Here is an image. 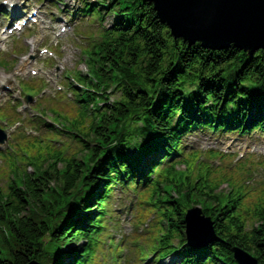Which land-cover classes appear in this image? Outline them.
I'll return each mask as SVG.
<instances>
[{
  "label": "trees",
  "instance_id": "obj_1",
  "mask_svg": "<svg viewBox=\"0 0 264 264\" xmlns=\"http://www.w3.org/2000/svg\"><path fill=\"white\" fill-rule=\"evenodd\" d=\"M86 9L83 16L110 22L82 51L87 74L75 72L74 79L82 89L71 87L80 119L64 131L78 152L52 154L47 168L35 165L30 175L15 169L12 182L0 188V264H56L77 244L88 245L79 264H92L112 195L96 199L93 190L101 182L112 188L121 174L119 182L147 197L156 214L146 244L153 255L188 249L180 264H237L238 248L264 264V196L247 202L250 189L223 180L199 154L186 157L182 143L203 130L246 135L256 125L264 128V54L175 42L143 0H107ZM165 138L168 154L157 163L151 157ZM121 148L131 155L116 168ZM224 184L231 192H220ZM193 206L212 218L218 237L200 250L188 247L184 236L183 216ZM74 212L79 219L65 228Z\"/></svg>",
  "mask_w": 264,
  "mask_h": 264
},
{
  "label": "rangeland",
  "instance_id": "obj_2",
  "mask_svg": "<svg viewBox=\"0 0 264 264\" xmlns=\"http://www.w3.org/2000/svg\"><path fill=\"white\" fill-rule=\"evenodd\" d=\"M37 4H39V10L35 13L36 24L30 23L24 31L19 33H5L3 26L6 19L0 14V77L14 78L23 96L26 94L33 97L31 109L25 107L17 115L11 105L20 103L19 97L12 98L15 104L12 101L8 102L9 110L0 106V124L9 120L6 117L7 111L11 123L22 122L19 136L16 137L17 143L13 145L15 152L0 149L4 159L0 158L1 188H6L13 180L14 164L19 172L32 173L35 170V165L47 168L51 162L52 154L65 152L71 157L74 152H78L76 143L72 141L64 128L69 126L73 120L80 119V105L73 100V96L66 86L68 83L73 84L74 77L72 75L75 72L87 73L81 55L82 49L86 46L82 39L77 42L75 38H64L65 34L63 33L56 35L55 25L59 22V18L53 13L44 12V4L32 0L31 3L17 7L31 12ZM48 16L56 18L46 23ZM37 17L40 19L38 20ZM84 27L86 25H80L77 32L79 33ZM90 42L88 40V44ZM5 47L14 48L20 54L6 57L2 55ZM44 47H49L51 50L46 52ZM33 52L35 54H32ZM32 79L35 80L34 84L29 83ZM9 82L11 83L12 80L10 79ZM27 87L33 89V94L26 92ZM4 91L10 95L9 90L5 89ZM37 112L40 115H36ZM87 123L89 124L90 120H87ZM27 128L32 131L26 132ZM4 130L7 131V129ZM254 139H259L262 143L254 145L251 143ZM218 140L222 141H217L214 136L210 137V135L206 137L193 136L185 139L184 143L187 146V151H200L202 160L211 161L215 165L216 171L227 174L237 182L247 181L249 174L259 181H264V162L261 163V159L264 158V138L257 134L253 137H238L237 140L231 136L220 137ZM217 150L225 152L224 161L213 160L212 155L209 154L210 151ZM252 150H254L253 153ZM25 154L29 157H26ZM242 157L244 159L239 161V158ZM221 165L223 166L220 167ZM254 188L252 196L247 199L251 203L264 196H258L262 187ZM221 192L229 193L230 188L224 185ZM130 204L133 206L128 203L126 213L124 208H121L119 220L115 222L121 225L119 221L123 220L124 225H121L123 229L125 218L134 217V230L129 235V239L134 245L137 242L146 245L145 241L152 236L153 228L151 226H154L153 222L147 228L146 221L152 218V213L140 209L139 203L135 206V200ZM130 210L132 212L129 213ZM137 217H141L140 220L143 219L146 223L144 227H139V230L136 226ZM120 247L125 252L130 250V246L125 243H121Z\"/></svg>",
  "mask_w": 264,
  "mask_h": 264
},
{
  "label": "clouds",
  "instance_id": "obj_3",
  "mask_svg": "<svg viewBox=\"0 0 264 264\" xmlns=\"http://www.w3.org/2000/svg\"><path fill=\"white\" fill-rule=\"evenodd\" d=\"M32 0H0V12L8 11L13 13L16 11V7L24 5L25 3H31ZM107 0H51V4L54 6H49L45 3V0H39V3L45 4L44 12L53 13L56 17L59 18V22L55 25L56 35L61 33L65 34L64 38L73 39L75 38L77 42L83 39L86 36H91L95 39L96 33L98 30L106 28L110 22L109 19H105L101 23L98 16L87 15L82 16L79 13L87 11L86 5H102L106 3ZM39 10V4L32 9V12L29 13V16L37 13ZM39 20L40 17H37ZM51 21V16H48L45 21L48 23ZM86 25L79 33L76 31L80 25ZM17 28L21 27V23H17ZM18 46V44H17ZM49 47H44V51H50ZM20 53H17L14 48L10 49L9 47L4 48L2 55L16 56ZM32 54H35L34 52ZM12 80L10 83L9 80ZM29 83H35V80L32 79ZM7 89L10 92L8 95L4 90ZM47 91V89H44ZM13 97H19L20 103L15 104L12 101ZM12 101L15 104V109L17 111H22L25 107L31 109V103L24 99V96L21 92V89L17 86L14 78L0 77V106H3L5 110H9L8 102ZM36 115H40L39 112ZM261 123H264V117H260ZM22 127V122L11 123L8 120H5L0 124V129H7V131L0 130V149H6L12 152H15L14 144L17 143L16 137L19 136L20 129ZM257 132L259 136L264 138V128H261L259 125H256L253 129ZM26 132H31L30 128L25 130ZM146 144L148 142H145ZM167 138H165V143H163L158 150L152 155V159L155 162L166 156L167 153ZM143 151V150H141ZM140 154V153H136ZM131 155L128 149H120V158L116 161L115 167L121 168L125 163L129 162L128 158ZM112 157V154L109 153V158ZM151 172V166L147 167L143 173L140 174V178L148 175ZM133 174H135L133 172ZM123 174L116 177V181L113 184L112 188L108 187V183L101 182V187L99 189L93 190V195L96 196V199H101L104 196L108 195L111 192V204L107 208V217L109 220V230L112 231V235L115 237L116 241L124 240L126 236H129L132 232V225L128 224L123 227L122 231H116V224L114 221L119 220L120 210L124 208L125 213L127 211V204L137 199V194L132 191V189L125 186L124 183L119 182ZM197 213H192V216H196ZM79 219L77 214L74 212L72 217H69L68 222L65 225V228H70L73 226V220ZM191 219V217H190ZM121 225H124V221H119ZM207 226L208 230H211V223L208 221H203ZM83 226L77 224V227ZM178 241H173L177 243ZM92 243V242H90ZM92 246L95 249V256L93 257L92 264H180L182 256L188 252V249H185L184 252H178L174 257H165L164 250L160 252H155L153 255L154 249L147 248L144 244L137 242L133 245V248L128 251H122L119 244L113 245L112 238H106L103 242L97 240ZM85 247H80L79 244L73 248H68L62 253L59 257L56 258V264H79L80 260L83 258L82 254L85 251Z\"/></svg>",
  "mask_w": 264,
  "mask_h": 264
},
{
  "label": "water",
  "instance_id": "obj_4",
  "mask_svg": "<svg viewBox=\"0 0 264 264\" xmlns=\"http://www.w3.org/2000/svg\"><path fill=\"white\" fill-rule=\"evenodd\" d=\"M145 1L153 4L157 17L175 40H184L189 45L201 43L213 51L228 50L231 46L250 55L264 51V0ZM203 221L211 223L210 231ZM185 226L188 244L193 247L202 248L215 240L213 223L200 208L188 211ZM235 258L239 264H256L239 250L235 251Z\"/></svg>",
  "mask_w": 264,
  "mask_h": 264
},
{
  "label": "bare ground",
  "instance_id": "obj_5",
  "mask_svg": "<svg viewBox=\"0 0 264 264\" xmlns=\"http://www.w3.org/2000/svg\"><path fill=\"white\" fill-rule=\"evenodd\" d=\"M154 8V6H152ZM195 46V45H194Z\"/></svg>",
  "mask_w": 264,
  "mask_h": 264
}]
</instances>
